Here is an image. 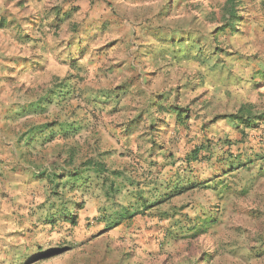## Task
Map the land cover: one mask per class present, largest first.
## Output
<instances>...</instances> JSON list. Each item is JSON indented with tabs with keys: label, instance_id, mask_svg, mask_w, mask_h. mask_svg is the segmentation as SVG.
<instances>
[{
	"label": "rangeland",
	"instance_id": "1",
	"mask_svg": "<svg viewBox=\"0 0 264 264\" xmlns=\"http://www.w3.org/2000/svg\"><path fill=\"white\" fill-rule=\"evenodd\" d=\"M225 1L34 0L49 11L45 41L13 43L34 56L0 81L18 85L24 103L41 97L31 107L40 112L36 122L65 128L67 151L80 149L87 161L106 149L103 159L121 176L98 188L101 180L81 165L78 191L66 193L77 198L66 203L70 213L80 216L76 224L60 217L59 227L55 218L57 228L41 235L32 264H264V124L243 133L213 122L243 105L264 110V81L255 79L264 69V0H243L247 20L238 31L218 34ZM169 33L192 34L207 51L211 38L223 52L208 59L162 57L158 49L167 42L160 40ZM155 96L191 115L183 125L163 111L174 120L168 141L159 133L168 122L154 125L140 115ZM132 123L138 139L126 131ZM219 132L233 144L219 141ZM202 142L208 146L203 159H193L191 150ZM228 151L239 157L226 160ZM163 184L185 191L146 209L143 197L154 191L162 197ZM127 209L139 214L108 229L105 222ZM20 236L0 234L3 263L12 254L3 243L11 246Z\"/></svg>",
	"mask_w": 264,
	"mask_h": 264
},
{
	"label": "crops",
	"instance_id": "2",
	"mask_svg": "<svg viewBox=\"0 0 264 264\" xmlns=\"http://www.w3.org/2000/svg\"><path fill=\"white\" fill-rule=\"evenodd\" d=\"M48 13L46 7L35 5L34 0H0V75L8 71L17 73L23 59L34 56L32 49H15L13 43L24 42L31 46L40 36V43L43 44L44 29L47 30L50 24ZM17 86L0 81V234L25 236L17 237L11 246L10 241L6 245L3 243L2 249L11 250L12 254L5 258V263L1 257L0 264H32L38 260L33 256L35 247L42 246L41 235L55 226V218L58 219L57 227L60 226V217L66 221V203L77 200L75 197L67 199L66 193L78 191L76 185L83 162L80 149L70 148L67 151L63 145L67 136L65 128L43 126L36 122L39 110H31L33 99L24 103L21 93L16 92ZM128 87L131 88V85L128 84ZM6 89L10 92L5 93ZM161 103L167 105L161 97H153L146 109H141L140 115H145L154 125L168 122L159 129V133L164 135L162 139L168 141L174 138V123H171L174 120L166 118L159 107ZM165 114L173 115L170 112ZM137 125H129L126 131L138 139L139 135L135 133ZM143 135L141 138L145 141L147 134ZM56 144H60L62 149H54ZM105 151L102 149L101 152ZM72 172H77V175ZM10 247H26L27 250L17 254Z\"/></svg>",
	"mask_w": 264,
	"mask_h": 264
},
{
	"label": "trees",
	"instance_id": "3",
	"mask_svg": "<svg viewBox=\"0 0 264 264\" xmlns=\"http://www.w3.org/2000/svg\"><path fill=\"white\" fill-rule=\"evenodd\" d=\"M66 16H68L69 13H65ZM247 20L246 14H244V7H243V0H226L225 4L223 5L222 8V15L219 20V25L217 27L218 34H223V33H228V32H235L239 30V27L242 25ZM83 35V34H82ZM186 34H181L179 37L176 36L174 33H169L166 37L161 38L162 43H166L167 45H164L158 49V53L162 55V57H170L172 58H180V53L181 54H186L185 57L187 58L188 56H192V58L198 56L200 58H211V54H219L220 52H223L220 48L214 45V42L212 41L211 38H209V44L210 47H213V50L207 51L203 49V45L201 43L199 38H192V34L189 36H185ZM83 43V45L86 47L87 42L84 40V37H81V41L79 44ZM84 47V49H85ZM194 52V53H193ZM190 54V55H188ZM195 54V55H194ZM184 57V58H185ZM259 78L260 81H264V69H258L256 70L255 74V79ZM259 84V83H256ZM122 87V86H121ZM119 88V87H118ZM124 88V87H123ZM121 88V89H123ZM163 98V97H162ZM41 97L37 101V103H33L32 105L40 106L41 105ZM160 109L162 111L166 110V112H170L175 116L176 121L180 122L181 124L184 125L185 121L190 120L191 115L188 113V109H185L183 106H177L174 103H169L168 105H164L161 103L159 105ZM249 108V107H248ZM246 105H243L240 107V109L237 112L233 113H225L221 115H216L213 122H217L219 120L229 124L233 131L239 130L244 133V131L249 128L256 130L260 125L264 124V110L263 111H252L248 109ZM187 125V122H186ZM72 128V129H71ZM75 131V127H70L69 131ZM221 132H219L218 135V140L221 141L227 145H232L233 143L230 142V139L228 137H225L224 139H221L220 137ZM228 136V134H226ZM207 144L205 143H200L193 147L191 150L190 154L193 159H198L202 154L203 151L205 150V147ZM210 146V145H209ZM208 147V146H207ZM206 147V148H207ZM111 153V152H110ZM98 154V153H97ZM108 154V152H100L99 157H97L96 160L90 159V160H85L82 162V167L89 173H92L90 176H94L98 178V180H101L102 185L108 184L109 178L112 176L113 178H119L121 175L120 170L118 169H111L108 167L106 160L103 159L104 155ZM226 160L232 159L235 157H239L238 155H233V152L228 151L226 153ZM202 157V156H201ZM203 159V157H202ZM240 162V160H238ZM233 168H237L236 166L232 164ZM73 174V172L71 173ZM73 175H77V172ZM148 177V176H147ZM146 177V178H147ZM149 178V177H148ZM165 188L167 189L166 192L163 193V196L161 197V194H152L151 198L150 197H143L144 198V205L145 208L148 209L150 207H153L157 204L166 202L167 200L171 199L172 197L182 193L185 191V187L181 186V188L178 190H174L171 185L166 186ZM118 185L116 184L115 180L112 179L110 181L109 188L114 189ZM174 186H177L174 184ZM193 187V186H192ZM179 188V186H177ZM153 196H155L156 200L152 204H148L149 199L152 200ZM80 204V203H79ZM142 204V205H143ZM82 207L83 205H79ZM71 214V215H70ZM139 214L138 212H130L128 209L123 212L118 214V220H110L109 223L106 221L105 223L108 224V229H112L116 226H118L121 223V220L125 219H132L135 215ZM65 220H69L72 224H76L78 217L77 213H70V210L67 209L66 215H65Z\"/></svg>",
	"mask_w": 264,
	"mask_h": 264
}]
</instances>
